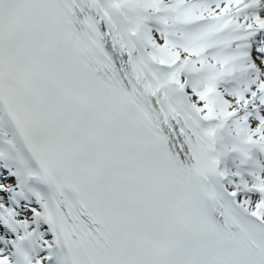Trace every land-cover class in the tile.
<instances>
[{
    "label": "snow or ice",
    "instance_id": "1",
    "mask_svg": "<svg viewBox=\"0 0 264 264\" xmlns=\"http://www.w3.org/2000/svg\"><path fill=\"white\" fill-rule=\"evenodd\" d=\"M0 264H264V0H0Z\"/></svg>",
    "mask_w": 264,
    "mask_h": 264
}]
</instances>
